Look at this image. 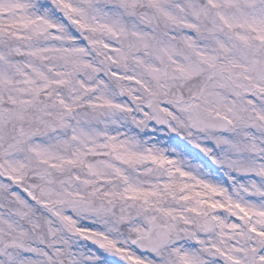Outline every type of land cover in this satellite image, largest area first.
<instances>
[{
	"label": "snow or ice",
	"instance_id": "obj_1",
	"mask_svg": "<svg viewBox=\"0 0 264 264\" xmlns=\"http://www.w3.org/2000/svg\"><path fill=\"white\" fill-rule=\"evenodd\" d=\"M0 264H264V0H0Z\"/></svg>",
	"mask_w": 264,
	"mask_h": 264
}]
</instances>
